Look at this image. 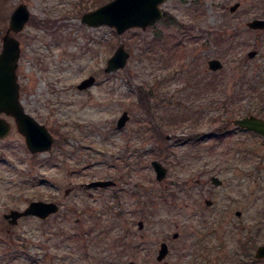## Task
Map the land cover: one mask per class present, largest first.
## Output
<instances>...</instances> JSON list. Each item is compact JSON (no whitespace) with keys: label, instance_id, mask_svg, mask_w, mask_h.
Masks as SVG:
<instances>
[{"label":"rangeland","instance_id":"rangeland-1","mask_svg":"<svg viewBox=\"0 0 264 264\" xmlns=\"http://www.w3.org/2000/svg\"><path fill=\"white\" fill-rule=\"evenodd\" d=\"M108 1L0 0V52L14 9L25 3L31 11L17 34L21 101L55 138L50 151L33 154L14 119L5 116L12 130L0 138V264H158L162 240L183 249L194 230L208 224L188 216L203 206L201 190L211 189L213 175L223 180L214 200L222 207L231 198L247 224L251 212L264 207L258 201L264 139L232 124L245 115L264 117V31L247 27L264 17V0H168L162 9L180 23L162 19L122 36L81 22ZM222 32L230 39L218 43ZM121 43L128 64L106 72ZM211 58L224 67L211 70ZM89 76L96 83L80 89ZM124 111L130 120L119 128ZM153 160L168 168L161 181ZM107 179L116 185H87ZM38 200L55 201L60 211L15 225L5 218ZM95 215L105 232L93 235L90 245L83 235L90 236L91 227L95 232ZM232 217L226 215L224 227ZM188 221L194 225L184 226Z\"/></svg>","mask_w":264,"mask_h":264},{"label":"water","instance_id":"water-1","mask_svg":"<svg viewBox=\"0 0 264 264\" xmlns=\"http://www.w3.org/2000/svg\"><path fill=\"white\" fill-rule=\"evenodd\" d=\"M167 0H111L95 10L86 12L81 17V22L92 27L108 26L114 28L122 36L132 28L146 29L161 20L164 16L162 5ZM240 7V2L230 7L235 12ZM31 19V11L25 3L19 4L12 12L9 27L2 37L3 44L0 52V138H5L12 129V123L3 115L15 119L17 129L24 135L28 149L32 153H42L52 149L54 137L49 129L40 123L33 115L28 113L21 101V85L19 83L18 67L22 54L21 42L17 38ZM251 29H264V19H254L247 23ZM256 51L249 53L254 57ZM130 53L126 50L124 43L118 47L112 57L107 61L106 72H115L125 68L128 64ZM209 68L217 71L224 67L219 59L209 61ZM96 78L90 76L84 79L78 87L86 89L94 85ZM130 115L124 111L118 119L117 126L124 128ZM246 130H251L264 137V118L255 115L236 118L232 122ZM152 166L156 172L157 180L166 178L168 169L159 160H153ZM216 184L221 180L214 176ZM112 179L95 180L88 183V187H109L115 185ZM60 209L59 204L54 201H32L25 210H11L4 216L11 224H17L20 219L29 216H36L46 219L56 214ZM166 248V245H164ZM165 251V250H164ZM163 251V253H164ZM161 257V256H160Z\"/></svg>","mask_w":264,"mask_h":264},{"label":"flooded vegetation","instance_id":"flooded-vegetation-1","mask_svg":"<svg viewBox=\"0 0 264 264\" xmlns=\"http://www.w3.org/2000/svg\"><path fill=\"white\" fill-rule=\"evenodd\" d=\"M253 19H264V17L257 16ZM213 176L210 179L213 184L211 189L207 193L205 190H201L204 192V195H201L203 206L201 205V209L192 210L188 216V218L201 217L204 222L211 225H200L195 229L196 232L192 233V241L186 242L183 249H180V242L175 245L170 243V239L162 240L156 256L158 264H264V207L252 211L247 224L242 210L237 208L234 211V207L229 204L231 198H228L222 207L219 205V200H214L215 189H217L215 187L222 186L223 180L220 179L221 183L216 184ZM185 185L187 186V183ZM256 200V196H254L253 201ZM186 201H192V195L187 196ZM258 201L263 202L264 206V195L259 196ZM196 207L198 208L199 204H196ZM230 210L232 211L230 212ZM229 213H232L233 217L230 222L226 223L227 227H224L225 217ZM231 224L232 227H229ZM192 225L194 224L188 221L184 226ZM143 226L144 222L140 221L139 228L143 229ZM83 236L86 237L85 239H91L93 235L89 236L85 232ZM172 237L173 240H178L181 236L179 232H175ZM210 240H213L214 244H211ZM132 246L134 245L126 243L124 248L131 249ZM129 264H136V262L130 261Z\"/></svg>","mask_w":264,"mask_h":264},{"label":"trees","instance_id":"trees-1","mask_svg":"<svg viewBox=\"0 0 264 264\" xmlns=\"http://www.w3.org/2000/svg\"><path fill=\"white\" fill-rule=\"evenodd\" d=\"M163 21H166V22L171 23V24L180 23V21H178V19L174 15L169 14V13H165ZM33 22L35 24H37L36 21H33ZM229 39L230 38H228V34L224 33V32L219 33V34L216 35V40H217L218 43L227 42V41H229ZM260 114L264 116V108L261 110ZM234 116L235 115H233V117ZM156 136L160 140L164 139L163 132L161 130L156 131ZM103 213L107 214V212H105V211H103ZM119 214H121V213H119ZM102 220H103L102 218H99L96 215L93 216V224H92V226L94 225L96 227V230L94 232V230H92V229H94V227H91V230H89V234L91 236L92 235H96V238H98L103 233V231L105 232L104 227H103V223L101 222ZM92 238H93V240H92ZM88 241H89V244L92 245L93 241H95V237H91V239H88Z\"/></svg>","mask_w":264,"mask_h":264}]
</instances>
